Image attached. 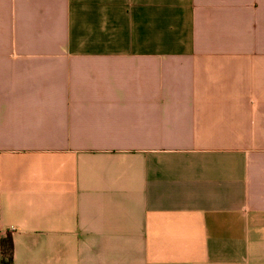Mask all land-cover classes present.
I'll list each match as a JSON object with an SVG mask.
<instances>
[{"label": "crops", "instance_id": "crops-1", "mask_svg": "<svg viewBox=\"0 0 264 264\" xmlns=\"http://www.w3.org/2000/svg\"><path fill=\"white\" fill-rule=\"evenodd\" d=\"M14 264H264V0H0V234Z\"/></svg>", "mask_w": 264, "mask_h": 264}, {"label": "trees", "instance_id": "trees-1", "mask_svg": "<svg viewBox=\"0 0 264 264\" xmlns=\"http://www.w3.org/2000/svg\"><path fill=\"white\" fill-rule=\"evenodd\" d=\"M0 264H14L13 240L9 231L4 235L0 234Z\"/></svg>", "mask_w": 264, "mask_h": 264}]
</instances>
